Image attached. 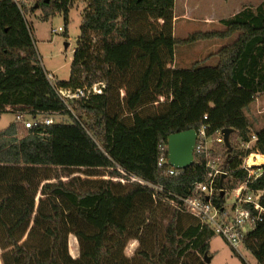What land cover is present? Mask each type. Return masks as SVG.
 <instances>
[{
    "label": "trees",
    "instance_id": "1",
    "mask_svg": "<svg viewBox=\"0 0 264 264\" xmlns=\"http://www.w3.org/2000/svg\"><path fill=\"white\" fill-rule=\"evenodd\" d=\"M44 1L42 21L61 14L66 26L74 0ZM22 7L0 0V114L67 116L72 124L26 131L69 143L79 135L80 147L93 151L103 167L0 157L1 263L207 264L214 234L175 198L193 193L205 163L194 156L190 167L169 175L171 167L158 160L167 157L169 135L203 124L212 139L230 130L227 143L213 142L224 173L218 188H236L247 177L243 160L264 155V126L251 133L245 116L264 93V1L221 20L222 31L179 39L173 36L174 0H86L69 77L56 87L103 88L67 103L47 78ZM213 39L229 40L214 53V66L204 59L172 68L176 46ZM83 116L92 121L83 125ZM236 135L242 145L251 135L256 140L240 148ZM260 168L255 185L264 191ZM213 201L223 203L220 196ZM260 204L264 208V193ZM70 235L77 258L69 253ZM130 241L137 248L127 257ZM243 246L256 264H264V217Z\"/></svg>",
    "mask_w": 264,
    "mask_h": 264
},
{
    "label": "rangeland",
    "instance_id": "2",
    "mask_svg": "<svg viewBox=\"0 0 264 264\" xmlns=\"http://www.w3.org/2000/svg\"><path fill=\"white\" fill-rule=\"evenodd\" d=\"M42 1L24 0L22 8L25 19L31 26L33 42L41 65L46 71L52 72V83L56 85L57 81H64L69 77L70 62L79 36V26L86 7V0H74L72 2L66 26L61 14L54 15L48 21H42V11L40 9ZM263 1L174 0L173 36L184 39L195 32L222 31L224 26L220 23L221 20L232 17L245 7L255 8ZM35 5H38L37 8H34ZM52 30L54 31L52 32ZM228 41L226 39H213L185 46H176L174 49L177 57L175 63L178 65L185 62L183 66L190 68L194 62L206 58L205 65L214 66L217 63V58H212L214 53ZM31 116L23 115L24 121L29 120ZM245 116L251 125V133L264 126V93L258 95L255 101L250 104L245 111ZM52 119L53 125L72 124L67 116L54 115ZM91 121L90 117L83 116L81 118L83 125H88ZM10 128L15 134L16 143L13 140V134L10 133ZM250 139V142L247 143L248 148L254 142L252 137ZM81 141L82 138L79 135H76L72 140L73 143H69L41 133H28L23 129L22 124L16 121L12 113L0 114L1 158L9 156L12 159L11 161L22 162L25 159V161L34 164L103 167L93 151L80 147ZM234 144L240 148L244 147L237 135L234 136ZM25 146H27L26 149ZM216 157L218 158L216 160L217 167L220 168L221 158L220 156ZM229 196L226 201L227 204L232 201L231 193ZM136 248L137 242L130 241L125 248V255L132 257ZM68 249L70 255L77 258L78 244L73 235L68 237ZM235 252L217 235H214L210 240L209 253L212 258L210 264H242V261L245 264H256L250 253L244 248H240L238 252ZM0 264H2L1 260Z\"/></svg>",
    "mask_w": 264,
    "mask_h": 264
},
{
    "label": "built area",
    "instance_id": "3",
    "mask_svg": "<svg viewBox=\"0 0 264 264\" xmlns=\"http://www.w3.org/2000/svg\"><path fill=\"white\" fill-rule=\"evenodd\" d=\"M15 1L19 4L24 2V0ZM58 30L60 31L61 29L59 28ZM47 78L65 103L72 99L87 98L90 94H101L103 88L102 84H96L87 90L62 89L57 88L52 83L53 76L51 74L48 73ZM15 119L22 124L25 130H30L40 125L49 126L53 124L52 116L41 114L33 115L29 120L25 121L22 115H16ZM206 119L207 117L204 116L203 120ZM208 129L209 126L203 124L196 130V140L193 147V157H199L205 163L206 173L204 179L195 185L194 191L190 196H176L175 198L184 212L197 218L214 235L221 237L229 247L238 252L240 248H244L243 243L246 236L263 221L264 208L260 204V198L264 191L255 185V180L262 174L263 170L260 167H250L247 159L252 154H249L241 166V169L247 172L246 179L232 190L218 188L216 185L217 180L224 173L217 167L216 160L218 158L213 155V142L222 143L223 132H217L215 138L212 139L207 134ZM251 137L253 141L256 140L254 135ZM244 147L248 148L247 143ZM164 163H167L166 157H160L158 165L161 166ZM174 170L171 167L169 175H173ZM157 189L162 190L161 188ZM230 193L232 201L227 204L226 201L230 197ZM217 196H220L223 200L220 206H217L213 201V198Z\"/></svg>",
    "mask_w": 264,
    "mask_h": 264
},
{
    "label": "water",
    "instance_id": "4",
    "mask_svg": "<svg viewBox=\"0 0 264 264\" xmlns=\"http://www.w3.org/2000/svg\"><path fill=\"white\" fill-rule=\"evenodd\" d=\"M47 2L46 0L44 3ZM224 143L228 142L230 130H223ZM196 140L195 130H186L167 137V164L176 169L183 170L190 167L194 161L193 147ZM224 176V174H223ZM211 257L204 256V261L210 264Z\"/></svg>",
    "mask_w": 264,
    "mask_h": 264
},
{
    "label": "crops",
    "instance_id": "5",
    "mask_svg": "<svg viewBox=\"0 0 264 264\" xmlns=\"http://www.w3.org/2000/svg\"><path fill=\"white\" fill-rule=\"evenodd\" d=\"M42 5H43V1H42ZM41 5V6H42ZM37 6L38 5H35L34 6V8H37ZM213 59L215 58V57H212ZM211 58V59H212ZM176 59H177V57H176V54H175V51H174V61H173V66H172V68H186V66H183L184 64H185V62H182V63H179L178 65H176ZM204 59H206V58H203V59H200V60H198V61H202V60H204ZM210 59V60H211ZM215 62V61H214ZM195 63V62H194ZM205 63H206V61H204L203 62V64L205 65ZM215 65V64H214ZM45 69V68H44ZM46 71V70H45ZM47 73H49V74H51L52 72H48V71H46ZM52 75V74H51ZM15 117H16V114H13ZM24 129V128H23ZM25 130V129H24ZM252 155H254V156H256V157H260L261 159H262V161H259L260 163H258L257 165H255V167H260V166H262V165H264V155H260V154H252ZM261 159H259V160H261ZM209 245H210V241H209ZM212 259V258H211ZM211 261L212 260H210V263H211Z\"/></svg>",
    "mask_w": 264,
    "mask_h": 264
},
{
    "label": "bare ground",
    "instance_id": "6",
    "mask_svg": "<svg viewBox=\"0 0 264 264\" xmlns=\"http://www.w3.org/2000/svg\"><path fill=\"white\" fill-rule=\"evenodd\" d=\"M259 159H261V158L256 157L254 155H250L247 163L250 165V167H253V166L257 165L258 163H260L259 161H262L263 158L261 160H259Z\"/></svg>",
    "mask_w": 264,
    "mask_h": 264
}]
</instances>
